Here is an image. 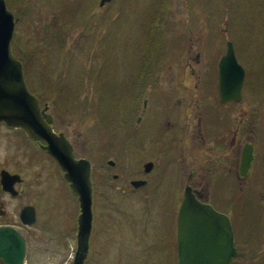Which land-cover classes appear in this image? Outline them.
Instances as JSON below:
<instances>
[{
    "label": "flooded vegetation",
    "instance_id": "flooded-vegetation-1",
    "mask_svg": "<svg viewBox=\"0 0 264 264\" xmlns=\"http://www.w3.org/2000/svg\"><path fill=\"white\" fill-rule=\"evenodd\" d=\"M58 1L60 0H55ZM88 1L80 0L82 2L80 8L87 7ZM111 1L103 6L100 5L101 0L98 4L96 0L90 3L94 5L95 10L99 7L101 12L104 11L109 20L111 16L108 10ZM195 2L190 3V6ZM73 14V17L79 18L84 13L76 10ZM53 17L56 15L53 14ZM92 21L97 22L98 17L96 16ZM185 22L186 26L177 23L176 28H171V33L164 36L165 44L160 43L157 53L149 62L146 44L141 43L135 59L137 62L132 59L130 66L134 74L127 92L128 105L124 114L125 129L122 133L111 128L113 110L108 104L102 103L101 107L95 104L89 114L91 124H86L89 123L88 117L84 116L76 120L77 116L63 113L60 104L59 107L53 104L56 99H46L50 91L46 89V96L43 93L45 87L52 90L59 89L60 93L65 83L41 81L49 76L44 71L32 77L25 71L28 88L38 97L41 109L45 111L43 114H51L53 117L51 128L54 133L63 135L70 142L76 158H87L91 162L94 218L86 264H90V256L93 255L94 237L96 239L97 221L100 217L95 208L97 197L112 202L115 198H128L137 194V197L143 195L142 200H147L146 188L153 186L150 193L154 199L160 197V201L161 199L164 201H161L160 205L164 206L163 210L167 215L165 228L167 227L168 231L166 232V236L169 237L168 243H162L163 237H160V243H147L146 236H149L150 232L144 229L139 235H130V242L122 244L121 239L114 241L120 246L118 249L109 242L108 250H115L117 253L113 262L178 264V213L185 188L190 186L193 195L199 201L210 202L217 209L227 213L228 210L222 202L226 199L224 198L226 187L234 185L235 201L241 198L244 179L241 175V164L246 143H251L253 147L252 166L255 168L258 163L257 158L262 147L257 97L253 96L250 121L243 117L244 98L239 102L221 101L218 90V63L227 50V44L224 51L220 52L217 36L214 35L218 24H215V29L211 30L210 25L204 20L201 24H192L191 18H186ZM218 28L220 30L222 27ZM180 29H182L181 33ZM223 30L226 28L224 27ZM95 33L91 36L94 49L99 47L98 34ZM39 37L41 38V34ZM35 39L37 42L38 37ZM75 41L76 39L73 42ZM45 42L48 43V39ZM30 47L31 45L24 43V50ZM44 47L48 52V48ZM188 53L190 55H187ZM236 57L238 59L237 53ZM97 74L92 70L94 81L87 85L94 88L98 101L97 97L103 95L100 92L103 82L99 81ZM245 87L246 80L242 90L243 97L247 92ZM104 120L109 124L104 123ZM85 129L87 131H84ZM246 131L250 132V141H246L243 145ZM3 132L6 134V146L10 149V153L0 157V180L4 169L12 174H20L22 178L15 185L16 190L19 191L17 195L3 191L1 183L0 194L15 199L22 198L30 184L26 179V173L39 176L40 179L36 177L35 180L45 183L46 191L55 194L56 199L53 201H56L57 205L62 204L59 199L61 198L62 202L69 200L73 202L75 208L77 207L68 217L66 224L70 228V233L75 231L77 239L79 199L73 193L70 183L66 181L58 161L48 152L42 141H35L23 129L9 128L4 122H0V144ZM116 138L119 139L117 142ZM104 147L108 149L107 160L104 162L105 168L101 169L95 151ZM134 181H144V183L135 185ZM182 186L184 189L180 192L178 189ZM161 187L164 190L160 192L158 190ZM220 202L222 204H219ZM30 204L36 207L38 221L37 205L29 202L19 203L11 211L12 218L2 222L0 227L23 229L20 223L25 227H34L35 224L29 226L21 219L23 208ZM6 207L11 208L0 196V217L5 216ZM228 214L233 217L231 212ZM17 230L25 237L19 229ZM56 235L58 236L55 237L56 241H62V237ZM25 239L27 240L26 237ZM235 243L238 247L237 233ZM122 246H129L128 252L124 253ZM92 260L94 264L95 262L98 264V259ZM0 264H4L1 259Z\"/></svg>",
    "mask_w": 264,
    "mask_h": 264
},
{
    "label": "rangeland",
    "instance_id": "rangeland-1",
    "mask_svg": "<svg viewBox=\"0 0 264 264\" xmlns=\"http://www.w3.org/2000/svg\"><path fill=\"white\" fill-rule=\"evenodd\" d=\"M179 1L181 4H179ZM194 1L203 3V0H174L172 14H176L180 19H186L191 14H195V7H189V4ZM208 1H210L209 8H212L211 12L213 14L209 12V15H207L206 11L205 14L198 11L194 18L206 19L208 17L217 20L222 28L219 31L215 29L214 35L217 36L216 40L220 52L224 51L227 41H232L238 59L246 69V91H255L252 96H256L258 101L262 103L260 108H264V0H229L232 3L226 5L225 0ZM37 3L34 11H31L30 14H27L26 9L25 11L22 10L21 16L23 17H19L21 19L15 24L14 39L12 41L13 49L18 32L21 35L19 43L27 41V44L31 45L29 49L25 48L26 55L17 52L23 59L20 60L23 62L26 73L28 72L32 77L39 75L38 72L44 71L49 76L41 81L65 83L60 93L59 89L52 90L45 87L43 93L46 96V89L50 91L48 98H45L56 99L57 101L53 104H57L58 107V104H60V107L63 108L62 112L67 115H74V117L77 116L75 117L76 120L80 117H88L89 123L86 124H91L89 114H91L92 107L95 104L100 107L102 103L108 104L113 110V129L122 133V130L125 129L123 121L128 105L127 92L134 74L130 66L132 61L136 59L141 43L145 42L146 44V36H141V34H145V28L148 27V19L153 13L155 0H112L109 5L110 10H108L111 18L107 22L104 33L98 34L99 47L95 49L97 55L95 59L91 57L90 41L86 35L87 31H85L86 29L90 30L88 27L85 29L78 27L70 33L65 32L67 29L64 27V33L68 34L65 38L66 43L63 45L52 42L51 47L48 49V56L44 57L45 60L40 59L41 54L35 52L37 47L34 45L37 34H33L35 32L34 24L36 28L38 26L42 27L47 19L45 17L47 12L45 6H43V1ZM204 3L206 6L207 0H204ZM178 11L182 12L178 13ZM224 27L226 30H223ZM54 33L51 34V38ZM29 36L35 37L33 38L35 40L29 42L26 39ZM75 39L76 41L73 42ZM38 45H41V43ZM187 55H190V53ZM169 64L170 62L167 63V65ZM92 70L98 73L99 81L103 82L100 89L103 95L97 97L98 101L94 88L87 85V83L93 82ZM247 92H245L247 95L242 105L244 109L243 117L248 118V121H250L252 99ZM263 116L264 113L262 112L260 117ZM260 126H263L264 129V120ZM248 127H250V124H248ZM86 129L84 131H87ZM245 134L243 145L246 141H250V132L246 131ZM2 135L1 158L10 153V149L6 146L5 132ZM118 140L116 138V142ZM263 144L264 140L262 141ZM107 150L104 147L95 151L97 160L101 163V169L105 168L104 162L107 160ZM257 159L258 163H256L255 168L252 166L247 177L243 179L241 186L242 199L239 208L235 210L232 204L226 203L224 205L228 212L232 213L238 228L237 238L240 254L235 259L238 264H258L259 261L264 263L260 260L261 257L254 260L247 258L248 254L264 251V154L260 152ZM36 177L39 178V176ZM36 177L26 173V179L30 184L22 198L15 199L0 194L2 200L9 203L11 207H6V214L0 217V224L12 218L11 211L15 205L26 202L34 203L38 206L39 214L35 226L29 228L20 223V227L23 226V229L17 227L27 238L25 264H73L77 239L75 231L70 233V228L66 224L68 217L77 207L75 208L73 202L71 203L69 200L62 202L61 198L59 199L62 204L57 205L58 203L53 201L56 199L55 194L48 193L46 184L36 181ZM234 188V185L227 186L226 195L229 192L230 194L233 193ZM183 189L182 186L178 190L183 192ZM152 190L153 186L146 188L147 200H142L143 195L137 197V194H133L128 198H115L112 202H108L106 199L102 200L99 197L96 198L95 208L100 217L97 221L96 239L94 237L95 250L93 249V255L90 256V264H94L92 259H98V264H125L124 261L113 262V258H116L117 253L115 250H108L110 248L109 242L113 243L111 246L118 249L120 246L116 245L114 241L121 239L122 244L130 242V235H139L144 229L150 232L149 236H146L147 243H160V237L164 239L162 243H168L169 237L166 236L168 231L167 227L165 228L167 215L163 210L164 206L160 205L161 201H164L163 199L160 201V197L154 199L152 193H150ZM163 190L164 188L161 187L158 191ZM144 192L143 190L142 193L144 194ZM226 195L224 198L227 199ZM233 200L236 202L234 197ZM15 219L18 220V218ZM56 234L62 237V241H56V238H58ZM122 247L124 253L128 252L129 246ZM262 256H264V252Z\"/></svg>",
    "mask_w": 264,
    "mask_h": 264
},
{
    "label": "water",
    "instance_id": "water-1",
    "mask_svg": "<svg viewBox=\"0 0 264 264\" xmlns=\"http://www.w3.org/2000/svg\"><path fill=\"white\" fill-rule=\"evenodd\" d=\"M110 1L101 0L100 5ZM15 24V15L8 8L7 1L0 0V122L6 123L9 128H21L31 139L42 141L58 161L80 205L73 264H86L94 218L91 162L87 158H76L70 142L63 135L54 133L51 128L52 115L43 114L39 99L29 90L23 63L12 50ZM218 69L221 101H241L246 71L236 57L232 41H228ZM253 158L252 144L246 143L241 164L243 177L248 174ZM21 178L20 174H12L4 169L0 180L3 191L17 195L19 191L15 185ZM133 183L140 185L144 181ZM21 219L29 226L34 225L37 220L36 207L31 204L25 206ZM26 252V239L17 229L0 227V259L4 264H24ZM237 253L230 216L217 210L211 203L199 201L191 187L187 186L178 213V264H230Z\"/></svg>",
    "mask_w": 264,
    "mask_h": 264
},
{
    "label": "trees",
    "instance_id": "trees-1",
    "mask_svg": "<svg viewBox=\"0 0 264 264\" xmlns=\"http://www.w3.org/2000/svg\"><path fill=\"white\" fill-rule=\"evenodd\" d=\"M7 1V5L10 8L11 11H13V13L16 16V23L18 20H20L23 16H21L22 10L27 11V14H30V12L34 11L35 9V4H38L37 2H44L43 6H45L46 9V23H43V26L40 27L38 26V28H36L35 24H34V30L35 32L33 34H37V42L34 46H36V50L35 52H38L40 55V59L42 58V60H45L44 57L48 56L47 55V51L45 49L44 46H46V48H50L52 45V42L58 43V44H65L66 40L65 38L68 36V34L64 33V27H66V31L67 33H70L71 31H73V29L78 28V27H83L85 28H89L90 30L88 31L87 29L85 31L86 35L88 36V39L90 41V48H91V52L92 55L91 57L93 59H95V57L97 56L95 52V49L93 48V44H92V38L91 36L96 32L97 34L99 33H104V29L105 27H107V18L105 16V12H101L100 8L98 7L96 10L94 8V5H91L92 0H89V5H87V7H82L80 8V0H60L58 2H55V0H6ZM99 0H96V4H98ZM85 2V0H84ZM83 2V3H84ZM197 2V1H196ZM209 2L207 0V4L205 6L204 0H203V5L199 2H197V4H193L192 6H189L190 8H194V10H196V13L199 11H202V13L205 14V11L208 13L207 15H209V12L213 14V12H211L212 8H209ZM225 5L232 3L229 2V0H225ZM72 6H71V5ZM174 4V0H155V5H154V9H153V13L151 14L150 18L148 19V27L145 28V36H146V52H147V58H148V62L151 61L155 54L157 53L158 49H159V45L162 42L163 45L165 44L164 40V36L166 37L167 34L171 33V28H176V24H184L185 25V18L184 19H180V17H178L176 14H172V5ZM179 4L180 1H179ZM190 5V4H189ZM96 6V5H95ZM78 7V8H76ZM76 10H79L82 14L79 18H75L73 17V13H75ZM204 10V11H203ZM215 10V9H213ZM23 11V12H24ZM31 12V13H32ZM181 13L182 11H178V13ZM195 12V11H194ZM195 13V14H196ZM53 14L56 15V17H53ZM195 14H191L188 18H191V23L192 24H201V21L204 20L205 23L208 25H210L211 30L214 28L215 24H218L217 20L214 19H197L194 18ZM98 17V21L94 22L92 21L93 19H95V17ZM19 17H21L19 19ZM110 19V18H109ZM93 22V25H92ZM49 23V24H48ZM175 23V24H174ZM46 24V25H45ZM186 26V25H185ZM220 25L218 24L217 27H215L216 29L219 30ZM182 28H184V26H181ZM214 28V29H215ZM221 30V29H220ZM44 32V33H43ZM54 33V35L51 38V34ZM176 32V31H175ZM182 32V30H180V33ZM39 33L41 34V38L39 37ZM95 33V34H96ZM20 34H16V40H15V45L13 44V51L14 54L21 60L22 57L19 56L20 54H17V52H22L24 53V55H26L27 51L24 50V43L27 44V41H25L24 43L20 42ZM33 36H29L26 39L29 40V42H31L30 40H35L33 39ZM19 39V40H18ZM48 39V43L45 42V40ZM40 40V41H38ZM19 43V44H18ZM43 45V47L40 44ZM182 42L180 41V44ZM174 44V43H173ZM18 45V46H17ZM18 48V49H17ZM28 49V48H27ZM163 52H165V49H163ZM22 55V54H21ZM152 58V59H151ZM151 59V60H150ZM164 60V58H163ZM93 61V60H92ZM46 64V62L44 63V65ZM93 77V76H92ZM94 81V78H93ZM249 94V96H251V99L253 100V94L255 93V91H251V92H247ZM247 94H245L246 96ZM245 96H244V100H245ZM252 103V101H251ZM262 103L258 101V108L260 111V116L262 114V112L264 113V108H260V105ZM249 120V119H248ZM264 120V116L260 117V124L262 123V121ZM104 123H108V121L104 120ZM103 122V120L101 121ZM124 123V121H123ZM111 128H113V124H110ZM109 125V127H110ZM125 126V125H124ZM260 138H261V147L262 149L259 150V154L260 152L264 154V144L262 145V141L264 140V129L263 126H260ZM262 155V154H261ZM233 197L235 199V193L233 191V193L227 195V199H225L224 201H222L224 204H232L235 207V210H237L239 208V205L241 203V199L236 203L233 200ZM221 202V204H222ZM222 208V207H221ZM226 209V208H225ZM233 226L235 231L238 230L235 219H233ZM264 251H257L256 253L254 252V254H248L247 258L249 260H254L255 258L257 259L258 257H261L260 260L264 261V256L263 255ZM258 262V261H257ZM232 264H238L237 262H234ZM258 264H264L263 262L259 261Z\"/></svg>",
    "mask_w": 264,
    "mask_h": 264
}]
</instances>
